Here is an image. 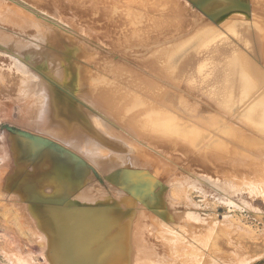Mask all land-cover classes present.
<instances>
[{
    "label": "rangeland",
    "instance_id": "1",
    "mask_svg": "<svg viewBox=\"0 0 264 264\" xmlns=\"http://www.w3.org/2000/svg\"><path fill=\"white\" fill-rule=\"evenodd\" d=\"M62 1L0 0V49L32 65L18 73V64L0 55V264L263 263L264 160H219L221 149L209 146L229 144L234 132L250 128L258 135L235 141L238 150L251 157L264 150V118H250L264 111V23L250 18L264 14L257 0ZM164 2L173 8L163 9ZM225 10L239 18L220 25ZM43 80L74 94L84 111V89L99 87L112 99L135 96L143 108L136 109L133 135L120 144L107 137L117 146L90 154L53 137L33 112L38 97L55 116L56 97ZM223 125L232 135L218 132ZM201 133L215 137L201 142ZM166 138H173L169 150L146 148L165 146ZM187 149L200 152L202 170L190 166ZM141 188L149 190L130 195ZM58 194L70 199L56 200Z\"/></svg>",
    "mask_w": 264,
    "mask_h": 264
},
{
    "label": "bare ground",
    "instance_id": "2",
    "mask_svg": "<svg viewBox=\"0 0 264 264\" xmlns=\"http://www.w3.org/2000/svg\"><path fill=\"white\" fill-rule=\"evenodd\" d=\"M252 1H254V0H252ZM256 1V0H255ZM61 2H63L62 0H61ZM257 2L259 3V6H261L262 7V9L264 10V0H257ZM256 2V3H257ZM66 3V2H65ZM76 3H78L77 1L75 2V4ZM228 4H229V2H227ZM255 3V2H254ZM173 5H174V3H171V2H164L163 3V6H162V8L163 9H165V10H171L172 8H173ZM176 5V4H175ZM215 4H213V6H214ZM175 7V6H174ZM47 8V7H46ZM45 8V9H46ZM88 8V7H87ZM91 9V8H90ZM48 10V9H47ZM235 15L234 17L235 18H239L238 17V15H236V14H238V12H233V13H227V10H225V15L226 16H221L222 18H219V19H217V22L218 23H221V22H223L222 24H220V25H223L224 23H225V21H226V19L227 18H234V17H231L232 15ZM251 16V15H250ZM246 17L248 18V15L246 14ZM251 18V20H257L258 22H263L264 23V14H258V15H256V16H254V17H250ZM100 19V18H99ZM124 20V19H123ZM127 21H129L128 19H126ZM125 20V21H126ZM121 21V20H120ZM126 21V22H127ZM116 24H118V25H120L121 26V24L122 23H120V22H118V21H114ZM125 22V23H126ZM151 22V21H150ZM124 23V22H123ZM156 25L158 26V27H160L157 23H155V25H154V28H156ZM153 28V27H152ZM148 29H150V28H148ZM19 31V30H18ZM102 36H104V35H102ZM106 36H107V34H106ZM106 36H104L103 37V39L106 37ZM117 36V38H123L124 39V35L123 34H120V35H116ZM111 37V36H110ZM125 37H127V35L125 36ZM112 39H114V37H111ZM111 38H108V39H111ZM111 39V40H112ZM105 40H107L106 38H105ZM116 40V39H115ZM114 40V42H116ZM126 40V39H125ZM104 41V40H103ZM117 41H118V39H117ZM261 44L263 45V47H264V37L262 38V41H261ZM0 50H2V51H0V55H2V56H7L6 58H10V61H12L14 64H18L17 65V68H16V70H17V72L18 73H20V71L22 72V73H24V72H26L27 70H29V68L32 66L31 64V66L30 67H28V65L26 64V63H28V62H26V60H25V57L24 58H21V57H19L17 60L16 59H13V57L12 56H10L9 54H8V51H7V49H5V48H1ZM263 54H264V49H263V52H262ZM90 55V54H89ZM91 56V55H90ZM27 58V57H26ZM25 60V61H24ZM104 60V59H103ZM105 61V60H104ZM101 62V61H100ZM109 62V61H108ZM29 63H31V62H29ZM111 63H112V61H111ZM10 64V63H9ZM109 64V63H108ZM107 64V65H108ZM110 65V64H109ZM114 65V64H113ZM111 67H112V64L110 65ZM32 68H34V67H32ZM105 68V67H104ZM167 68V67H166ZM35 69V68H34ZM165 69V68H164ZM31 70V69H30ZM29 70V71H30ZM42 71V70H41ZM121 71H125V70H121ZM121 71H120V73H121ZM165 71V70H164ZM54 72V71H53ZM127 72V71H126ZM124 74H125V72H123ZM165 73V72H164ZM27 74V73H26ZM30 74V73H29ZM122 74V73H121ZM127 74V73H126ZM125 74V75H126ZM28 75V74H27ZM31 75V74H30ZM35 74H33V76H34ZM45 75H46V73H45ZM132 75H134V74H132ZM32 76V77H33ZM35 76H38V75H35ZM134 76H136L137 77V75H134ZM23 77V76H22ZM22 77H21V79H22ZM51 78V77H50ZM49 78V79H50ZM133 78V77H132ZM138 78V77H137ZM158 78V77H157ZM24 79V78H23ZM35 79V78H34ZM38 79V78H37ZM37 79H36V81H37ZM134 79H135V77H134ZM28 80V79H27ZM51 80V79H50ZM160 80V79H159ZM161 80H162V78H161ZM22 81V80H21ZM32 81V80H31ZM35 80L33 81V82H36ZM39 81H40V79H39ZM54 81V80H53ZM152 81V80H151ZM163 81H165L164 80V78H163ZM33 82H31V83H33ZM136 82H137V79H136ZM138 82H140L139 80H138ZM146 82H148L147 84H149V85H151L150 83L151 82H149V80L147 81L146 80ZM159 82H162V81H159ZM63 83H64V81H63ZM132 83V82H131ZM153 83H156V82H153ZM166 83V82H165ZM43 84H46L47 85V88H49V89H51V90H53V93L55 94V97H56V102H55V104H54V106H53V109L51 110L54 114H55V116L53 117V116H49L47 113L50 111V109H49V107H46V105L44 104L46 101H41L45 106H41V103H40V105H39V101L40 100H37L38 99V97H36L35 99H36V103L35 104H32V105H34L35 107H33V108H35V110L33 111L34 112V114H36V115H32V117H37L39 120L38 121H40L41 119L40 118H44V121L46 122L45 123V126H44V128H43V126H42V130H46L47 132H49V134H51L53 137H55V138H57V139H61V140H64V141H66V142H68V144L73 148V149H76V150H81V148L83 149V151H84V153L85 152H87L88 154H90V153H92L91 151H93L95 148H105V147H107V148H111L110 146L112 145V144H114L115 142L116 143H119L120 141L122 142V141H125L124 139H125V137H127V135H133V133H134V127H135V125H136V123H135V121H132V120H135L136 119V114H135V112H136V109L137 108H143V102L141 101V100H139L138 98H136L135 96H129V97H127L126 95H123L121 98H119L120 97V94H116V95H118L117 97H114L113 99L112 98H109L110 96H105L104 94H102L101 92V90L99 89V87H96L95 89H93V91L92 92H89V91H87L86 89H84V90H86V91H84L83 90V92H85L84 94H82V99H83V103H84V105H85V107L87 108V111H89V112H87V111H84V110H82V105L81 104H79V102L80 103H82L81 101H79L78 99L79 98H77L74 94H72V93H70L69 92V95H63L62 94V89L60 88V87H58L57 85H55V84H51L48 80H43ZM64 84H66V82L64 83ZM163 85H164V83H162ZM170 84V83H169ZM26 85V84H25ZM45 85V86H46ZM154 85H156V84H154ZM154 85H152V86H154ZM157 85H159V83L157 84ZM161 85V84H160ZM159 85V86H160ZM26 88V87H25ZM29 88H31L30 86H29ZM28 88V89H29ZM27 89V88H26ZM146 89V88H145ZM25 90V89H24ZM31 90H32V88H31ZM157 90H158V88H157ZM27 91V90H26ZM29 91H30V89H29ZM29 91H28V93L27 94H29ZM37 91V90H36ZM39 91V90H38ZM31 92V91H30ZM135 92H136V90H135ZM150 93H152L153 92V90H152V92L151 91H149ZM36 93V92H35ZM35 93H34V95H35ZM80 93H82V92H80ZM22 94H24V93H22ZM158 94V93H157ZM156 94V95H157ZM162 94V93H161ZM33 95V94H32ZM31 95V96H32ZM36 95H37V93H36ZM35 95V96H36ZM156 95H155V97H156ZM159 95L160 94H158L157 96L159 97ZM23 96V95H22ZM21 96V97H22ZM25 96V95H24ZM40 96H44V97H46L47 98V96H45V95H40ZM39 96V97H40ZM28 97H30L29 95H28ZM34 97V96H33ZM23 99V98H22ZM22 99H21V101H22ZM40 99V98H39ZM156 99H157V97H156ZM29 100H30V98H29ZM28 100V101H29ZM34 100V99H33ZM81 100V99H80ZM24 101V100H23ZM27 100L25 101V103L26 102H28ZM31 101V100H30ZM35 101V100H34ZM145 101H149V100H145ZM1 102V101H0ZM38 102V103H37ZM89 102V104H87ZM90 102H92V103H94V102H96L95 104H90ZM12 103V102H11ZM29 103V102H28ZM147 103V102H146ZM145 103V104H146ZM149 103V102H148ZM21 104H24V103H21ZM42 104V105H43ZM80 106H79V105ZM150 104V103H149ZM26 105H28V104H26ZM25 105V107H26V109L27 110H30V109H28V106H26ZM30 105V104H29ZM39 105V106H38ZM6 106H8V104H6ZM9 106H11V104L9 105ZM9 106H8V108L6 109V110H8V109H10L9 108ZM21 107H20V109H22V110H20V111H24V106L22 107V105H20ZM31 106V105H30ZM150 106V105H149ZM145 107V106H144ZM78 108H81V110H80V112H81V114L82 115H78L77 116V114H78ZM146 109L148 108L147 106L145 107ZM231 108V107H230ZM14 109V108H13ZM229 109V108H228ZM227 109V110H228ZM231 109H233V108H231ZM26 110V111H27ZM32 110V109H31ZM32 112V111H31ZM20 113V112H19ZM22 113V112H21ZM30 111H29V115H27V116H29V118L31 119L32 117H30ZM33 114V113H32ZM22 115H24V116H22ZM58 115H60L61 117H60V119H57L58 118ZM21 116L24 118L25 117V114L24 113H22L21 114ZM77 116V117H76ZM231 117H232V113H231ZM26 118V117H25ZM24 118V119H25ZM36 118V119H37ZM250 118L251 119H253V120H260V119H263L264 118V111H260V112H258L257 111V113L255 112V113H252L251 114V116H250ZM27 119H28V117H27ZM26 119V120H27ZM36 119L34 120L35 122H37L36 121ZM25 121V120H24ZM29 121H33V118H32V120H29ZM28 121V122H29ZM34 121H33V123H31V124H36V123H34ZM83 121H85L84 123H82ZM93 123V124H92ZM135 125H134V124ZM137 123H139V122H137ZM185 123V122H184ZM155 124V123H154ZM185 124H187V123H185ZM185 124H183L184 126H185ZM190 124H187L186 125V128H188V129H191V131H189V132H191V133H194V131H197L196 130V128H194L193 126L194 125H190ZM227 126H228V124H226ZM226 125H223L221 128H219V130H218V132H220V133H223V134H225L226 132L225 131H223V127L225 128L226 127ZM33 126V125H32ZM34 126H36V125H34ZM196 127V126H195ZM231 127V126H230ZM234 127V126H233ZM232 127V128H233ZM231 128V129H232ZM230 129V130H231ZM234 129V131H235V128H233ZM247 129V131L249 132V133H247V132H237L236 133V135H234V133H233V135H232V132H231V134H227L226 133V135H228V136H230V135H232V136H230V137H232V139H233V142L232 141H229L230 143L229 144H226L225 143V141H222V140H216L215 142H211L210 144H209V146H212V145H214L213 143H215V145H217V147H219L220 149H221V151H220V153H215L214 155H216V157H217V159H219V160H226V159H228V158H230V156L231 157H239L238 159H240V160H244L245 162H248V163H251V164H257V165H259L260 166V164H261V162L264 160V158H262V157H264V154H262L263 152H264V150H259V151H257L258 152V155L257 156H255V157H251V156H249V153L247 152V151H243V150H238V148H237V144H236V142H246V141H249V140H253L254 141V139H252V135H256L257 133L255 132L256 130H251L250 128H246ZM230 130H227V132L229 131V133H230ZM258 131V130H257ZM259 132V131H258ZM200 133V132H199ZM206 134V135H205ZM205 134H203V133H201V134H199V137H198V139L202 142V141H204V139H205V137L206 136H209V140H211L212 138H214L215 136L214 135H211L210 133H205ZM258 135V134H257ZM107 137H113V140H115V142L113 141L112 143L110 142V141H108L107 140ZM260 137V136H259ZM168 139V141L167 142H164L165 143V146H163V145H161L160 143H156V144H154L153 146H150V147H146L147 149H151L152 151H153V149L154 148H157L158 150H159V153L160 152H163V151H166V150H169L170 149V147L172 146V141H173V138H166V140ZM236 141V142H235ZM115 143V144H116ZM120 144V143H119ZM118 144V145H119ZM117 146V144L115 145V147ZM187 146V145H186ZM202 146H203V144H202ZM112 147H113V145H112ZM114 147V148H115ZM118 148H119V146H118ZM186 148V147H185ZM187 148H188V146H187ZM70 149V148H69ZM119 149H121V148H119ZM123 149V148H122ZM188 150V149H187ZM73 152V150H71L70 149V152ZM74 152H75V150H74ZM73 152V153H74ZM90 152V153H89ZM188 153H187V156L189 157L188 159H189V164H190V166L191 167H193V168H199V169H203L202 167H198V165H199V163L200 162H203V159H201L200 160V158H201V156H199V154L198 153H200V152H198L197 154H192V153H190V151L188 150L187 151ZM195 153V152H194ZM260 154V155H259ZM244 162V163H245ZM46 164H47V162H46ZM32 165L34 166V164L32 163ZM49 165L51 166V163H49ZM33 166H32V168H33ZM47 166V168H48V170H49V168H51V167H48V165H46ZM45 165L43 166V167H46ZM259 166H257V167H259ZM37 167V166H36ZM230 167H232V165H230ZM39 168V167H38ZM47 168H45V169H47ZM34 169V168H33ZM36 169V168H35ZM240 173H241V175H244V176H246V175H248V171L247 170H241L240 171ZM191 176V175H190ZM239 176V175H238ZM241 177V176H240ZM192 179V178H191ZM205 180V179H204ZM219 180H221L222 181V179L221 178H219ZM208 183V182H207ZM197 184V183H196ZM189 186V185H188ZM194 186V185H193ZM211 187L213 186V185H210ZM254 186V185H253ZM214 187V186H213ZM212 187V188H213ZM223 187H224V185H223ZM226 187V186H225ZM185 188V187H184ZM215 188H217V187H215ZM250 188H253V187H250ZM182 189V188H181ZM193 189V188H192ZM214 189V188H213ZM218 189H219V187H218ZM187 190V189H186ZM210 190V189H209ZM220 190H223V189H220ZM226 190V189H225ZM201 191H203V190H201ZM206 191V190H205ZM208 191V190H207ZM215 191V190H214ZM241 191V190H240ZM181 192V191H180ZM204 192V191H203ZM229 192V191H228ZM228 192H227V194H228ZM244 192V191H243ZM182 193V192H181ZM185 193H186V191H185ZM204 193H206V192H204ZM222 193H223V191H222ZM229 193H231V192H229ZM199 194V193H198ZM214 194V193H213ZM218 194V193H217ZM185 195V194H184ZM203 195V194H202ZM206 195V194H205ZM219 195V194H218ZM188 196V195H187ZM228 197V196H227ZM69 198V197H68ZM185 198H186V195H185ZM70 199V198H69ZM195 205V204H194ZM54 207V206H53ZM58 208V207H57ZM185 208V207H184ZM188 209V208H187ZM186 209V210H187ZM181 210V209H180ZM221 210V209H220ZM164 211V210H163ZM169 211H172V210H169ZM168 211V212H169ZM174 211V210H173ZM183 211H185V210H183ZM186 213V212H185ZM188 214V213H187ZM189 215V214H188ZM187 215V216H188ZM206 215V214H205ZM190 217H192L191 215H190ZM205 217H207V216H205ZM144 219H146L145 217H144ZM195 219V218H194ZM208 219V218H207ZM206 219V220H207ZM210 219V218H209ZM192 220H193V218H192ZM195 221V220H194ZM145 227H147V225L145 224ZM145 227H142V228H145ZM144 233V232H143ZM146 237V236H145ZM145 237H144V239L143 240H145ZM155 246V245H154ZM156 246H158V244L156 245ZM81 263H83V262H81Z\"/></svg>",
    "mask_w": 264,
    "mask_h": 264
},
{
    "label": "water",
    "instance_id": "3",
    "mask_svg": "<svg viewBox=\"0 0 264 264\" xmlns=\"http://www.w3.org/2000/svg\"><path fill=\"white\" fill-rule=\"evenodd\" d=\"M6 129L8 130V131H10L11 133H13L14 135H16L18 138H24V139H28L29 141H31V142H33V144L34 145H37L36 143L37 142H39V143H41V142H45V143H47L48 145H52L53 147H56L54 144H52L51 142H47L46 140H41L40 138H38V137H36V136H32V135H30L29 133H26V132H24V131H20V130H16V129H12V128H9V127H6ZM56 148H58L59 149V147H56ZM129 173V171H127V174ZM82 175H80L81 177H85L86 176V172H84V173H81ZM93 175H95V176H97L95 173L93 174ZM63 180V179H62ZM65 181V180H64ZM54 182V184L56 185L55 187H60V185H62V181H59V180H57V181H53ZM79 185H80V183H79ZM143 189H146V188H141V189H139V190H136V191H134V192H132L130 195H132V197H138L140 194H144V192L146 191H148L149 189L147 188V190H143ZM45 196H49V194H47V193H43ZM145 195V194H144ZM52 196V195H51ZM67 197L68 196H66V195H64V194H58V196L57 195H55L54 196V198L57 200H60V201H65L66 199H67ZM113 203H116V202H113ZM93 209V208H92ZM67 210H69V209H67ZM114 241V240H113ZM113 244V243H112ZM108 248H110L109 250H112V246H109ZM107 249V248H106ZM114 249V248H113ZM108 250V249H107ZM93 251V250H92ZM103 251L104 250H102V252H98L99 254H100V256H101V254H103ZM92 253V252H91ZM53 260H54V255H53ZM52 260V261H53ZM96 264H103V263H101V262H95ZM88 264H93V263H91V261H88Z\"/></svg>",
    "mask_w": 264,
    "mask_h": 264
},
{
    "label": "crops",
    "instance_id": "4",
    "mask_svg": "<svg viewBox=\"0 0 264 264\" xmlns=\"http://www.w3.org/2000/svg\"><path fill=\"white\" fill-rule=\"evenodd\" d=\"M261 264H264V262H263V263H261Z\"/></svg>",
    "mask_w": 264,
    "mask_h": 264
}]
</instances>
